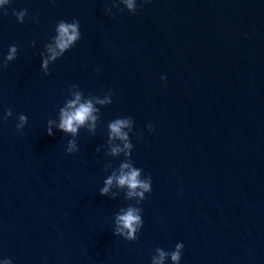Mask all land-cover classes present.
<instances>
[{
  "label": "water",
  "instance_id": "1",
  "mask_svg": "<svg viewBox=\"0 0 264 264\" xmlns=\"http://www.w3.org/2000/svg\"><path fill=\"white\" fill-rule=\"evenodd\" d=\"M127 3L0 0V264H264V0Z\"/></svg>",
  "mask_w": 264,
  "mask_h": 264
},
{
  "label": "clouds",
  "instance_id": "2",
  "mask_svg": "<svg viewBox=\"0 0 264 264\" xmlns=\"http://www.w3.org/2000/svg\"><path fill=\"white\" fill-rule=\"evenodd\" d=\"M126 7L128 9H133L134 5L132 3V0H128V3L126 5ZM24 12H26V10H24ZM24 12H22L20 14V16L18 17L19 20L23 19V14ZM79 27V22L75 20L74 23H66L65 21L61 20L59 22L58 25V32H59V43H58V47L63 50L65 48L68 47V45L76 40L78 38V29ZM15 52V48L10 49V54L7 57V59L11 60L13 58L11 53ZM92 110V106L90 103L87 104H83L79 107V109H77L74 113L72 114H67L64 113L62 111V119H61V123L59 125V127L64 130V131H71V132H75L76 128L73 126L74 122L77 124H82L90 115V112ZM12 115V111L11 109H8L6 111V116H11ZM19 120H20V124L16 125V128H20L23 126V124L26 122L27 117L23 114H21L19 116ZM127 123V121L125 120H116L114 123H112L110 125V128L112 130L113 133H120V129L121 127H123L125 124ZM47 135L52 136L53 133L51 132V129H47ZM138 175V172L133 171L129 176L124 177L122 176L120 178V184H125L127 183L129 185V187L135 188L137 186L144 188L145 190L148 189V185L141 183L140 181H138L136 179ZM111 181L109 180L108 183H110ZM106 191V189L102 190ZM121 223L123 224L124 227L129 228L130 230H132V225L133 223H135L136 221L139 220V217L134 216L132 214V211L129 210L128 213L124 216H120L118 218ZM177 251L173 252L172 255V260L173 261H178L180 259V253H179V249L182 247V245L178 244L177 246ZM161 255H163V253H161ZM6 264H10V261H6Z\"/></svg>",
  "mask_w": 264,
  "mask_h": 264
}]
</instances>
